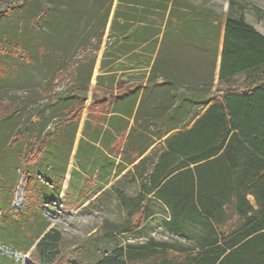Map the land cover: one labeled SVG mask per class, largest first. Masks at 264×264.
<instances>
[{
  "label": "trees",
  "instance_id": "16d2710c",
  "mask_svg": "<svg viewBox=\"0 0 264 264\" xmlns=\"http://www.w3.org/2000/svg\"><path fill=\"white\" fill-rule=\"evenodd\" d=\"M8 1L0 0V8L6 7L3 15L11 9ZM119 2L130 5L129 14L136 11L137 0ZM139 3L163 12L171 6L166 31L138 104L129 100L128 95L117 98L126 100L128 115L135 106L136 110L113 177L118 178L131 167L125 175L140 189L137 197L118 192V202L131 220L140 212L146 218L154 216L143 205V199L161 202L170 215L163 220V228L193 245L149 240L135 247L136 252L115 248L96 264H135L141 258L152 259V264H264V35L246 22L237 0H230L229 7H236L239 15L229 14L224 19L185 0ZM101 38L102 34L91 37L86 45L94 39L96 53ZM108 42L114 44L117 38L109 36ZM86 45L83 46L88 48ZM166 46L170 51H166ZM203 56L205 61H201ZM65 57L54 59L59 64L52 76L54 83L72 65ZM95 57L84 64L85 60L78 61L73 83L66 85L64 91L54 93L52 88L49 93L40 94L37 103L43 99L45 104L36 106L28 96L21 103L0 104V126L10 128L19 118L28 120L30 125L32 113L39 115L40 121L30 126L45 121L50 125L54 120L62 121L61 125L66 120L68 124L66 131L59 129L48 141L42 130L33 129L24 135L29 129L26 127L9 134L6 148L15 142H28L16 153L26 177L27 198L33 195L31 185L40 173L55 180L54 187L61 191L62 181L56 178L62 169L64 174L69 164L67 160L62 168L59 146L66 143L62 133L65 137L68 133L72 135L69 157ZM177 60L186 62L191 70L194 68L190 71L193 73L182 74V64H176ZM149 63L150 59L147 66ZM239 77L243 81L237 84ZM139 91L136 88L130 95L136 98ZM61 101L71 106V110L60 115ZM81 132L86 137L85 127ZM82 141L81 138L79 145ZM46 228L29 246L19 247L21 253L27 255L35 244L30 254L35 264H76L61 261V234L53 229L43 233Z\"/></svg>",
  "mask_w": 264,
  "mask_h": 264
},
{
  "label": "rangeland",
  "instance_id": "374dc122",
  "mask_svg": "<svg viewBox=\"0 0 264 264\" xmlns=\"http://www.w3.org/2000/svg\"><path fill=\"white\" fill-rule=\"evenodd\" d=\"M156 1L161 3L162 0ZM185 1L196 7H206L217 15L220 14L222 19L229 14L239 15L236 7L230 9V0ZM237 1L243 8L246 22L264 35V0ZM139 2L141 0H137L138 4ZM7 5L11 9L5 15L2 13L6 7L0 8V104L21 103L28 96L36 106L45 104L43 99L37 103L40 94L49 93L52 88L54 93H60L64 91L66 85L73 83L75 77L73 70L78 63L80 64L78 61L85 60L84 64L89 62L93 55L100 57V54L93 50L96 44L94 39L87 44L88 48L83 45L84 43L86 45L91 37L96 38L105 31L102 45L104 46L107 42L110 17L118 7L117 0H9ZM137 7L136 13L142 12L143 7L147 6ZM107 19L110 21L107 22ZM166 47L168 49L166 51H170L171 48ZM63 55H66L64 60L68 59L72 65L60 74L54 83L52 76L59 67L54 59L58 57L61 59ZM74 55L77 56L73 59ZM193 55L195 58L196 54ZM217 57L215 88L219 53ZM205 60L206 57L203 56L201 61ZM137 62L138 60L131 59L126 63L135 67ZM139 63L145 65L147 60H141ZM176 64H182L180 66L182 74L193 73L190 71L194 68L191 70L186 62L180 63L177 60ZM242 81L243 78L239 77L236 83ZM93 91L89 95V101ZM92 105L90 102L89 106ZM86 108L87 106L82 110V115ZM18 120V123H12L14 125L10 128L4 124L0 126V264H35L30 256L35 244L27 255H23L19 247L29 246L45 226L47 228L43 233L53 229L61 234L59 244L63 256L61 261H72L76 264H96L100 258L109 255L115 248H122L124 252L128 250L136 252L138 250L134 249L135 247L145 245L149 240L182 246L193 245L163 228L162 222L164 219L168 220L169 210L155 199H143V205L154 212L153 217L146 218V215L140 212L130 219L127 210L118 202L117 195L118 192H122L137 197L140 189L127 175L112 177L110 184L88 201L87 197L96 192L97 179L87 175L89 177L82 178L81 184L77 187L73 179L66 189L67 192L61 196L58 187H54L56 181L40 173L39 178L33 181L35 184L31 185L33 195L27 198L29 193L26 191L24 181L26 177L21 171L16 153L24 144L28 145V142L24 144L15 142L8 144L9 148H6L9 134L16 128L26 127L29 129L24 135L33 129L36 132L42 130L48 141L57 135L59 129H63L62 121L54 120L50 125L45 121L37 126H30L28 120L21 118ZM62 134L66 140L64 145L59 146L63 154V168L65 164L67 165V160L73 165L78 162L75 158L71 160V155L68 157L72 135L68 133L65 137L64 132ZM57 162H61L59 158ZM62 177L63 169L59 171L56 179L62 181ZM35 205L38 207L34 208ZM125 228L128 231L125 232ZM135 264H152V259L141 258Z\"/></svg>",
  "mask_w": 264,
  "mask_h": 264
},
{
  "label": "crops",
  "instance_id": "0c3cea01",
  "mask_svg": "<svg viewBox=\"0 0 264 264\" xmlns=\"http://www.w3.org/2000/svg\"><path fill=\"white\" fill-rule=\"evenodd\" d=\"M138 5L144 6L143 3ZM138 5L135 7L138 8ZM117 6L110 17L107 42L104 46L102 45L105 31L102 33L100 48L97 51L100 57L98 58V55L95 57V64L87 87L88 91L85 95L83 110L87 106L86 112L83 115L80 114V120L74 132L71 160L75 158L78 163L73 165L68 160L69 164L61 179V191L59 193L61 196L67 192L66 189L71 185L73 179H75L76 187L81 184L82 178L91 176L95 180L97 179L96 192L87 197L88 201L110 184V179L114 176L115 168L120 162L119 155L123 148V141L127 130L133 123V115L136 110L135 106L128 115L126 113V100L118 101L117 98L128 95L130 96V98L128 97L129 100H135L138 104L145 89L151 65L160 47L162 34L166 31L165 25L171 4L168 5V10L165 12L151 9L147 5V7H143L142 12L136 13L135 11L133 14L127 12L130 5L117 0ZM108 21L110 20L107 19ZM109 36H115L117 42L110 44L108 42ZM143 37L151 38L142 41ZM131 59L138 60L135 67L127 65L126 62L131 61ZM149 59L148 66L146 63L145 65L139 63L141 60ZM136 88L140 91L134 98L130 94ZM92 90L94 91L89 101ZM90 102L93 104L92 106H89ZM28 104L29 102L26 103V105ZM58 105L60 115L71 110V106L68 107L64 101ZM38 121H40V116L32 113L30 125L36 124ZM64 122L61 129L66 131L68 124L66 120ZM83 127H85L86 137L82 136ZM81 138L83 141L79 145ZM130 169L131 167L125 169L119 177L124 176Z\"/></svg>",
  "mask_w": 264,
  "mask_h": 264
}]
</instances>
